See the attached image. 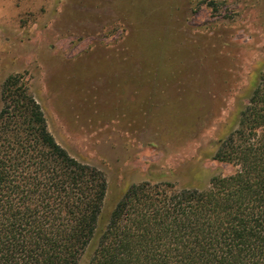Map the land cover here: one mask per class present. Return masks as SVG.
I'll return each mask as SVG.
<instances>
[{"label":"rangeland","instance_id":"obj_1","mask_svg":"<svg viewBox=\"0 0 264 264\" xmlns=\"http://www.w3.org/2000/svg\"><path fill=\"white\" fill-rule=\"evenodd\" d=\"M263 70L264 0H0V92L20 76L56 143L103 173L99 228L132 185L232 175L212 156Z\"/></svg>","mask_w":264,"mask_h":264},{"label":"trees","instance_id":"obj_2","mask_svg":"<svg viewBox=\"0 0 264 264\" xmlns=\"http://www.w3.org/2000/svg\"><path fill=\"white\" fill-rule=\"evenodd\" d=\"M0 264H264V70L207 187H128L99 228L106 180L49 133L20 76L0 92Z\"/></svg>","mask_w":264,"mask_h":264}]
</instances>
